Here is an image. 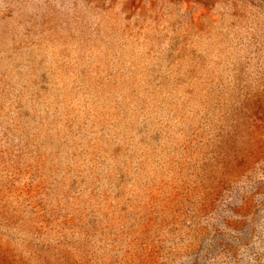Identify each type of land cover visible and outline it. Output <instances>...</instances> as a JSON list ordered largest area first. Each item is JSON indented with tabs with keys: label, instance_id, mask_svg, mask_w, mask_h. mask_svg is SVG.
<instances>
[{
	"label": "rangeland",
	"instance_id": "374dc122",
	"mask_svg": "<svg viewBox=\"0 0 264 264\" xmlns=\"http://www.w3.org/2000/svg\"><path fill=\"white\" fill-rule=\"evenodd\" d=\"M0 264H264V0H0Z\"/></svg>",
	"mask_w": 264,
	"mask_h": 264
}]
</instances>
